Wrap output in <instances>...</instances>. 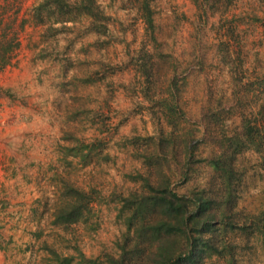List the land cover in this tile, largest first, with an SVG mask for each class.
I'll return each instance as SVG.
<instances>
[{
    "label": "rangeland",
    "instance_id": "obj_1",
    "mask_svg": "<svg viewBox=\"0 0 264 264\" xmlns=\"http://www.w3.org/2000/svg\"><path fill=\"white\" fill-rule=\"evenodd\" d=\"M42 1L0 0V32L17 33L21 44L0 72V264L48 263L47 248L72 264H81V255L109 264L127 233L119 198L148 194L146 178L155 182L161 162L171 166L180 194L205 187L213 172L198 161L219 152L222 135L242 131L243 107L258 112L263 103L255 101L259 89L242 98L232 81L219 48L227 27L213 0H153V30L137 0H96L107 18L104 34L85 20L67 29L39 24L33 11ZM224 15L239 25L232 55L261 75L264 0H238ZM216 111L221 119L213 121ZM170 114L179 116L178 126ZM76 139L97 148L85 160L69 154L65 147ZM237 163L243 177L236 210L258 214L259 155L250 150ZM65 184L94 197L88 225L56 224ZM229 241L238 246L237 264H264L260 240L235 233Z\"/></svg>",
    "mask_w": 264,
    "mask_h": 264
},
{
    "label": "trees",
    "instance_id": "obj_2",
    "mask_svg": "<svg viewBox=\"0 0 264 264\" xmlns=\"http://www.w3.org/2000/svg\"><path fill=\"white\" fill-rule=\"evenodd\" d=\"M213 1L214 9L219 14V22L225 23L227 27L219 46L224 52L223 62L229 66L232 81L239 88V94L241 95L240 91L244 92L240 97H249L253 94L252 91L259 89L255 101L262 100V107L258 112L250 108V103L243 107L246 112L241 113L242 131L232 136L222 135L219 152L198 161L205 163L213 172V180L205 187L191 190L188 195L180 194L172 186L171 166L161 162L156 171L155 182H150L149 176L146 178L144 186L150 189L148 194L144 191L134 192L128 197L119 198L123 203L119 218L124 220L127 233L121 242H117L116 256L107 257L109 264H213L215 259L222 260L223 264H237L238 246L230 243L231 234L239 233V236H246L249 240H260L264 245V210L245 216L236 210L237 187L243 177L238 168V158L243 153L254 150L259 155L258 166L264 169V70L261 75H258L259 72L255 76L253 69L246 67L241 56L232 55L231 44L238 36L239 25L224 14L238 0ZM152 2L153 0H137L149 30L154 29ZM48 11L49 16L46 14ZM33 13L36 22L41 25L48 24L47 20H50L67 29V24L74 26L85 20L88 22L87 29L93 32L104 34L107 29L103 23L107 18L98 10L96 0H43L34 7ZM51 24L49 30L62 32V29L53 28ZM20 45L17 33L9 35L6 29L0 32V72L12 64ZM171 84L174 86L176 82L173 80ZM220 115L217 111L213 112V121L221 119ZM170 116L178 126L179 122L174 118L179 116ZM96 148L76 139L74 145L65 147V150L69 154H78L85 160ZM186 150L189 153L187 144ZM185 174L183 169L181 175L186 180L188 177ZM142 178L145 180V177ZM65 186L67 193L63 195L64 204L57 209L56 224L88 225L94 216V197L75 185ZM47 249L50 260L45 264H72L71 257H63L53 248ZM80 259L81 264H98L91 259L87 260L84 255Z\"/></svg>",
    "mask_w": 264,
    "mask_h": 264
}]
</instances>
